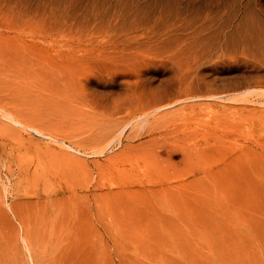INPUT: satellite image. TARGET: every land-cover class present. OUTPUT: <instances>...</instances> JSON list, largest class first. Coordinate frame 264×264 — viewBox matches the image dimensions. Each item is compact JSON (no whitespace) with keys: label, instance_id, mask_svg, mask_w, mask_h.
<instances>
[{"label":"rangeland","instance_id":"1","mask_svg":"<svg viewBox=\"0 0 264 264\" xmlns=\"http://www.w3.org/2000/svg\"><path fill=\"white\" fill-rule=\"evenodd\" d=\"M0 111V264H264V0H0Z\"/></svg>","mask_w":264,"mask_h":264},{"label":"bare ground","instance_id":"2","mask_svg":"<svg viewBox=\"0 0 264 264\" xmlns=\"http://www.w3.org/2000/svg\"><path fill=\"white\" fill-rule=\"evenodd\" d=\"M229 34H230V32H229ZM1 111H2V110H1ZM1 111H0V112H1ZM9 113H10V112L8 111V114H9ZM3 115H5V114H3ZM11 115H12V114H11ZM12 116H14V115H12ZM12 116H11V117H12ZM15 117H16V116H15ZM15 117H14V118H15ZM10 119H11V118H10ZM16 120H18V119L16 118ZM11 121H13V120H11ZM18 121H21V120H18ZM18 121H17V123H18ZM21 122H22V121H21ZM22 123H23V122H22ZM27 127H28V126H27ZM36 129H38V128H36ZM123 130H124V129H123ZM123 130H122V131H123ZM38 131H40V130H38ZM68 146H69V145H68ZM73 149H74V148H73Z\"/></svg>","mask_w":264,"mask_h":264}]
</instances>
